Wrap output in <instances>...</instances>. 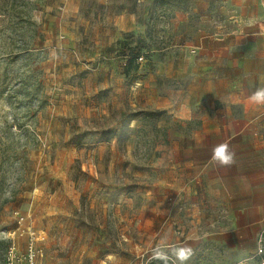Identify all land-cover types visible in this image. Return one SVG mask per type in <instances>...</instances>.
<instances>
[{
  "label": "rangeland",
  "instance_id": "obj_1",
  "mask_svg": "<svg viewBox=\"0 0 264 264\" xmlns=\"http://www.w3.org/2000/svg\"><path fill=\"white\" fill-rule=\"evenodd\" d=\"M254 1L0 0V264L15 212L44 235L40 264H181L182 247L184 264H259L231 181L216 194L184 169L216 79L264 87V62L243 66Z\"/></svg>",
  "mask_w": 264,
  "mask_h": 264
},
{
  "label": "crops",
  "instance_id": "obj_2",
  "mask_svg": "<svg viewBox=\"0 0 264 264\" xmlns=\"http://www.w3.org/2000/svg\"><path fill=\"white\" fill-rule=\"evenodd\" d=\"M246 16L247 19H252L246 31L252 36V41L249 44L251 56L245 59L243 66L250 68L256 62H264V59L254 55L257 51L255 36H264V25L262 27L260 24V20L264 19V9L257 10L252 6L248 8ZM242 73L230 85L224 79H216L218 90L212 89L203 101L198 102L203 118L212 121L202 125V133L207 138L192 140L200 153L192 155L194 159L184 164V169L198 172L205 179H215L213 187L216 188V194H224L219 190L227 186L224 185V180L231 181L229 185L232 190L229 193L239 196L235 204L241 212V238L246 246L245 251L249 252L253 247L257 248L259 237L264 244V140L261 138L264 133V105L256 104L250 99L254 90L250 81L246 82L245 79H251L253 71L242 70ZM203 143L205 145L200 146ZM220 143L229 144L235 153V163L230 167L222 168L211 159L213 147ZM239 247L237 245L235 249ZM246 252L239 256L249 254Z\"/></svg>",
  "mask_w": 264,
  "mask_h": 264
},
{
  "label": "built area",
  "instance_id": "obj_3",
  "mask_svg": "<svg viewBox=\"0 0 264 264\" xmlns=\"http://www.w3.org/2000/svg\"><path fill=\"white\" fill-rule=\"evenodd\" d=\"M142 60L143 57L138 58V61ZM14 217L18 228L10 238L13 241L6 249L3 264H40L44 235L30 225L28 214L15 212ZM18 240H23V243H18ZM256 258L259 264H264V244L261 237L257 240Z\"/></svg>",
  "mask_w": 264,
  "mask_h": 264
},
{
  "label": "clouds",
  "instance_id": "obj_4",
  "mask_svg": "<svg viewBox=\"0 0 264 264\" xmlns=\"http://www.w3.org/2000/svg\"><path fill=\"white\" fill-rule=\"evenodd\" d=\"M250 99L260 105H264V87L257 88L250 96ZM211 159L220 167H230L235 163V153L227 143L215 145L212 149ZM193 250L190 247H182L176 253L177 259L184 264L185 261L191 258Z\"/></svg>",
  "mask_w": 264,
  "mask_h": 264
},
{
  "label": "trees",
  "instance_id": "obj_5",
  "mask_svg": "<svg viewBox=\"0 0 264 264\" xmlns=\"http://www.w3.org/2000/svg\"><path fill=\"white\" fill-rule=\"evenodd\" d=\"M138 54H134L133 52H130L126 56V62H125V74L128 72L129 68L136 62L138 59Z\"/></svg>",
  "mask_w": 264,
  "mask_h": 264
}]
</instances>
